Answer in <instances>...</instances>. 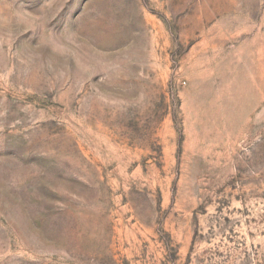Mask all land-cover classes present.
I'll return each instance as SVG.
<instances>
[{
	"label": "rangeland",
	"instance_id": "1",
	"mask_svg": "<svg viewBox=\"0 0 264 264\" xmlns=\"http://www.w3.org/2000/svg\"><path fill=\"white\" fill-rule=\"evenodd\" d=\"M0 264H264V0H0Z\"/></svg>",
	"mask_w": 264,
	"mask_h": 264
}]
</instances>
